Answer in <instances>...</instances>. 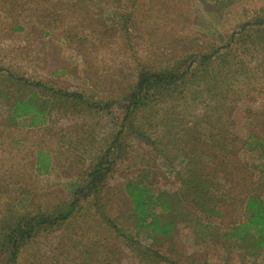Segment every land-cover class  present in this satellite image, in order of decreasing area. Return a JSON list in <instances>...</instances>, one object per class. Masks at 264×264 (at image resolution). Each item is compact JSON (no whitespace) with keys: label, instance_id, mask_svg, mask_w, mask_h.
<instances>
[{"label":"rangeland","instance_id":"1","mask_svg":"<svg viewBox=\"0 0 264 264\" xmlns=\"http://www.w3.org/2000/svg\"><path fill=\"white\" fill-rule=\"evenodd\" d=\"M144 71L188 78L130 112ZM17 101L39 126L13 119ZM100 163L98 196L31 230L18 264H264L233 232L264 199V0H0V264L6 235L55 220ZM131 182L165 194L173 239L137 229Z\"/></svg>","mask_w":264,"mask_h":264},{"label":"trees","instance_id":"2","mask_svg":"<svg viewBox=\"0 0 264 264\" xmlns=\"http://www.w3.org/2000/svg\"><path fill=\"white\" fill-rule=\"evenodd\" d=\"M204 1H212V0H204ZM219 54V52H216L211 55L203 56L201 58L202 63H208L212 61L214 57H216ZM188 78V73L185 71L184 73H176L171 71H166L164 73H160L157 75H151L148 72H143L140 76L139 82L137 84V87L135 89V95L133 96L132 100L130 101L129 111L134 112L136 110L142 100L147 97L149 94V91L162 88L166 89L169 87H177L182 84V81L186 80ZM26 84L30 85L32 88H39L43 89L45 91H50L51 89L41 83H29L27 81H24ZM58 94L62 96V98L68 99V100H81V97L77 95L76 93H64L62 91H58ZM45 112H42L32 105H27L25 103H22L20 101H17L15 104V111H14V120L17 121L21 117H32V126L37 127L40 124L37 122L38 118L42 115H44ZM223 126L222 123H219ZM221 128V127H220ZM226 134V132H225ZM121 134H119V137ZM118 137V138H119ZM115 141V144H117L118 139ZM221 145L226 146L225 143H228L230 140H224L221 139ZM244 146H247L249 148L250 146L244 143ZM225 157L228 158L229 156L226 155V148H224ZM110 152V151H109ZM108 156V154L106 155ZM105 156V159H106ZM38 164L42 165V155H39ZM108 162V161H107ZM224 164V163H223ZM110 172L109 168H106L104 163H100L99 167L94 170L89 175V182L84 189L79 190L75 194L74 201L70 204L69 207H67L65 210L62 211L61 214L58 215V217L53 221H46V219H33L32 221H25V224H19L16 226V229H14V234L6 235L5 239L3 240V245L8 244L11 247L10 251V257H9V264H18L19 258H20V242L21 240H24L27 236L30 235L31 230L38 228V226H50L54 227L60 223H63L70 219L72 216L77 215L78 213V206L81 202V196H87L94 195L98 196L99 194V187L102 184L103 179L106 177V175ZM125 191L127 194L133 198V204L135 207V213L137 216V229L145 230L148 228H153V234L154 235H171L172 238V226L169 225H162L160 222H163V217H160L156 215L155 213V207L157 208L159 202L165 194L154 196L150 193L149 189L142 188L139 185H135L134 183H129L126 187ZM169 210H171V206H168ZM244 222L240 226L234 227V236L238 240H247L251 241L254 240V251L261 253L264 251V199L260 197L259 195H251L247 201L244 203ZM151 221V222H150ZM132 241V240H131ZM134 246V245H132ZM144 249V248H143ZM148 251L147 249H144ZM145 255V259L143 261H155L156 259L160 258L158 253H155L153 257H150L148 253L143 254Z\"/></svg>","mask_w":264,"mask_h":264}]
</instances>
